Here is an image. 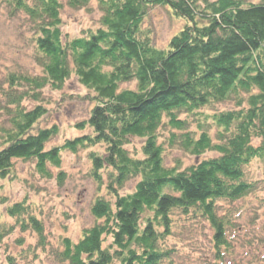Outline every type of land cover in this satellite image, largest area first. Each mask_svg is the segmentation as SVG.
<instances>
[{"label":"trees","instance_id":"1","mask_svg":"<svg viewBox=\"0 0 264 264\" xmlns=\"http://www.w3.org/2000/svg\"><path fill=\"white\" fill-rule=\"evenodd\" d=\"M89 2L67 1L71 8ZM0 3L11 16L25 15L42 67L33 77L10 73L11 89L0 87L6 99L1 110L10 123L1 130L0 179L16 159L35 161L36 171L48 178L50 168L61 165L65 149L105 147L88 154L98 189L104 184L105 190L91 205L94 223L76 242L62 239V262L165 264L177 252L166 246L176 218L200 215L213 230L215 264H236L235 258L224 259L233 254L232 220L219 215L217 205L220 200L234 202L259 186L246 178L245 167L253 159H264V0H99L100 26L72 39H63L60 29L62 1ZM161 3L185 21L166 48L153 46L140 28L149 6ZM71 74L92 92L94 106L76 125L90 132L46 148L59 129L37 127L46 109H27L20 103L38 100L47 86L61 89ZM129 81L136 88H121ZM230 98L236 100V109L203 111ZM190 119L197 122L195 130L188 129ZM163 124L177 130L170 131L169 140L184 151L200 156L211 150L217 156L183 169L165 166L156 134ZM212 125L217 128L215 139L207 130ZM132 137L144 139L142 157L129 153L126 144ZM133 178V190L122 192ZM25 213L24 204L7 207L6 215L14 222L0 226V243L13 224L30 222L40 235L37 219Z\"/></svg>","mask_w":264,"mask_h":264},{"label":"rangeland","instance_id":"2","mask_svg":"<svg viewBox=\"0 0 264 264\" xmlns=\"http://www.w3.org/2000/svg\"><path fill=\"white\" fill-rule=\"evenodd\" d=\"M60 1L63 4L60 28L63 39L84 36L87 29L94 30L100 26L102 11L99 0H90L82 8H71L68 0ZM241 1L253 3L259 0ZM7 9L4 3H0V87L5 91L11 89L7 81L10 73L33 77L42 72L25 15L18 13L11 16ZM184 23L183 18L175 16L169 6L161 3L149 6L142 17L140 28L153 46L166 48L171 37L183 28ZM121 88H136V83L124 82ZM90 94L91 90L82 85L76 75L71 74L61 89L53 90L47 86L39 91L38 100L27 98L20 105L27 109L40 105L46 109L37 127L57 126L59 129L57 135L47 143L48 148L60 146L68 139L90 132L89 128L76 127L78 122L88 118L89 110L94 106ZM5 102V96L0 92V145L1 137L4 136L1 130L10 127L7 114L1 110ZM230 109H236L235 99L216 102L206 106L203 111L213 114ZM190 122L188 129L195 130L197 122L194 119H190ZM216 129L213 125L207 128L214 139ZM170 131L177 130H171L163 124L156 131L158 143L163 147L165 166L183 169L198 159L217 156L211 150L200 156L184 151L178 144L170 142ZM143 140L132 137L126 144L129 153L142 157ZM258 142L255 140V143ZM90 150L100 153L105 147L97 144L79 148L77 152L65 149L61 155V165L58 168L51 167L52 175L48 178L36 171L35 161H14L6 178L0 179V226L8 228L7 224L14 222L11 216L6 215V209L18 202L25 205L26 215L37 219L41 233L39 235L37 227L30 222L25 226L13 224L11 231L5 234L0 243V264L66 263L62 262L58 254L63 248L62 239L67 237L76 242L82 237L83 229L93 225L91 205L100 192H105L104 184L99 191L93 177L92 163L88 157ZM245 173L249 181L255 180L259 186L234 202L220 200L217 205L218 214L228 215L232 220L230 240L233 254L224 256V259L235 258L236 264H264V159L251 160L245 167ZM106 178L104 173L105 182L108 180ZM136 180L133 178L127 181L121 191H132ZM26 215L22 218L28 221ZM176 219L166 246L175 248L177 252L171 254L169 262L165 261V264H215L211 238L213 230L206 220L200 215H189L188 218L179 215Z\"/></svg>","mask_w":264,"mask_h":264}]
</instances>
